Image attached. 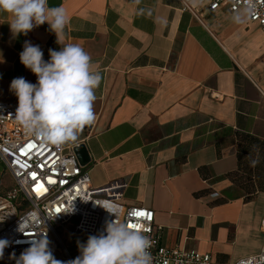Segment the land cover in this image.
Listing matches in <instances>:
<instances>
[{
  "label": "crops",
  "instance_id": "obj_1",
  "mask_svg": "<svg viewBox=\"0 0 264 264\" xmlns=\"http://www.w3.org/2000/svg\"><path fill=\"white\" fill-rule=\"evenodd\" d=\"M70 22L61 39L102 77L96 119L78 133L92 186L125 181L120 202L154 212L168 247L233 264L261 247L264 158L240 160L239 137L264 142V32L244 9L206 0H48ZM239 17V19H237ZM0 13V100L18 104L25 41L59 50L47 23L15 39ZM240 155V157H239ZM252 160H258L255 166Z\"/></svg>",
  "mask_w": 264,
  "mask_h": 264
},
{
  "label": "built area",
  "instance_id": "obj_2",
  "mask_svg": "<svg viewBox=\"0 0 264 264\" xmlns=\"http://www.w3.org/2000/svg\"><path fill=\"white\" fill-rule=\"evenodd\" d=\"M182 1L184 9L191 10L190 0ZM206 2L209 10L244 9L249 21L257 23L264 32V0ZM17 107L16 103L0 100V163L15 183L14 189L0 195V241L6 242L0 264H16V258L39 233H46L55 259L60 251V261L72 260L61 234L88 238L100 234L105 222L115 218L135 225L136 230L150 238L152 264H213L209 253L164 245L163 228L154 224L152 209L120 202L127 186L125 181L92 186L73 149L64 144L52 145L30 134L15 119ZM260 235L259 251L233 264H264V205Z\"/></svg>",
  "mask_w": 264,
  "mask_h": 264
},
{
  "label": "clouds",
  "instance_id": "obj_3",
  "mask_svg": "<svg viewBox=\"0 0 264 264\" xmlns=\"http://www.w3.org/2000/svg\"><path fill=\"white\" fill-rule=\"evenodd\" d=\"M0 13L11 17L8 24L14 39L47 23L60 46L59 50L49 49V60L45 61L40 46L25 41L20 62L37 80L35 84L24 77L11 81L10 91L18 99L15 119L30 134L52 145L75 142L78 133L96 119L95 93L102 77L93 70L91 57L83 47L61 39L70 22L65 8L49 7L48 0H0ZM251 163L255 166L258 160ZM49 244L46 233H39L16 258V264H152L153 261L150 238L116 218L106 221L100 234L89 235L86 243L78 242L80 254L72 260L55 259ZM5 246L6 242L0 241V258Z\"/></svg>",
  "mask_w": 264,
  "mask_h": 264
},
{
  "label": "rangeland",
  "instance_id": "obj_4",
  "mask_svg": "<svg viewBox=\"0 0 264 264\" xmlns=\"http://www.w3.org/2000/svg\"><path fill=\"white\" fill-rule=\"evenodd\" d=\"M15 188L14 180L11 176V174L6 170L4 165L0 163V195L6 194L8 191ZM64 246L68 250V252L71 254L72 258H76L80 253L78 250V242L80 243H86L87 238H84L82 236L78 235H67V234H61ZM62 249V247L60 246ZM56 258L58 260L62 259V253L58 251Z\"/></svg>",
  "mask_w": 264,
  "mask_h": 264
},
{
  "label": "trees",
  "instance_id": "obj_5",
  "mask_svg": "<svg viewBox=\"0 0 264 264\" xmlns=\"http://www.w3.org/2000/svg\"><path fill=\"white\" fill-rule=\"evenodd\" d=\"M239 152L241 153L240 160H247V157L242 158L248 154V156H252V153L256 154V158L263 159L264 158V142L258 140L257 138L250 135H240L239 137Z\"/></svg>",
  "mask_w": 264,
  "mask_h": 264
},
{
  "label": "water",
  "instance_id": "obj_6",
  "mask_svg": "<svg viewBox=\"0 0 264 264\" xmlns=\"http://www.w3.org/2000/svg\"><path fill=\"white\" fill-rule=\"evenodd\" d=\"M73 152L80 165H85L89 162V157L83 144H79L73 148Z\"/></svg>",
  "mask_w": 264,
  "mask_h": 264
},
{
  "label": "snow or ice",
  "instance_id": "obj_7",
  "mask_svg": "<svg viewBox=\"0 0 264 264\" xmlns=\"http://www.w3.org/2000/svg\"><path fill=\"white\" fill-rule=\"evenodd\" d=\"M130 227H132V226H135V225H129Z\"/></svg>",
  "mask_w": 264,
  "mask_h": 264
}]
</instances>
